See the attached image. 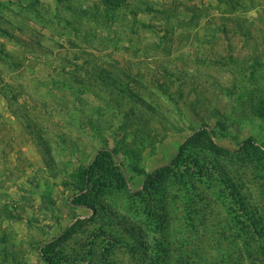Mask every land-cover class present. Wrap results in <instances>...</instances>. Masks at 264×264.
<instances>
[{
    "label": "rangeland",
    "instance_id": "rangeland-1",
    "mask_svg": "<svg viewBox=\"0 0 264 264\" xmlns=\"http://www.w3.org/2000/svg\"><path fill=\"white\" fill-rule=\"evenodd\" d=\"M113 2L0 0V264H47L41 248L91 217L72 175L103 145L132 192L131 166L170 163L201 128L232 149L264 146V0Z\"/></svg>",
    "mask_w": 264,
    "mask_h": 264
},
{
    "label": "trees",
    "instance_id": "trees-1",
    "mask_svg": "<svg viewBox=\"0 0 264 264\" xmlns=\"http://www.w3.org/2000/svg\"><path fill=\"white\" fill-rule=\"evenodd\" d=\"M104 3L119 5L113 0ZM214 134L206 127L199 129L180 145L170 163L151 172L131 166L142 175V186L135 192L129 189L116 153L101 146L72 175L73 202L89 208L92 215L44 245V261L124 264L118 255L126 250L136 264H264V146L248 137L232 149L218 144ZM121 193L137 226L129 216L119 215L115 199ZM87 221L97 222L99 233L92 232L89 241L76 248L72 240ZM184 229L189 232L184 234Z\"/></svg>",
    "mask_w": 264,
    "mask_h": 264
}]
</instances>
